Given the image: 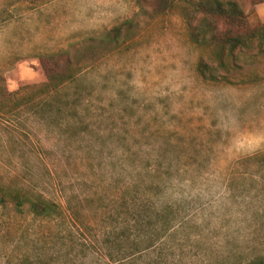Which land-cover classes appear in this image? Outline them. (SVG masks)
I'll return each instance as SVG.
<instances>
[{
  "label": "rangeland",
  "instance_id": "rangeland-1",
  "mask_svg": "<svg viewBox=\"0 0 264 264\" xmlns=\"http://www.w3.org/2000/svg\"><path fill=\"white\" fill-rule=\"evenodd\" d=\"M230 1L264 26V0ZM197 3L0 0V73L19 92L0 108V195L61 212L0 206V264L264 261V40L233 54L197 45ZM125 21L130 38L80 53L72 81L20 91L46 82L40 56ZM134 197L146 237L112 261L94 240Z\"/></svg>",
  "mask_w": 264,
  "mask_h": 264
},
{
  "label": "trees",
  "instance_id": "trees-1",
  "mask_svg": "<svg viewBox=\"0 0 264 264\" xmlns=\"http://www.w3.org/2000/svg\"><path fill=\"white\" fill-rule=\"evenodd\" d=\"M136 1L140 6L159 8L167 0ZM194 10V19L196 20L199 16L197 25L194 28L196 35L193 38L197 45L214 48L220 53L233 54L238 50L247 48L256 40H264V26L250 28L242 9L234 1L198 0ZM133 28L130 21H125L103 32L98 37L87 38L81 43L70 46L58 53L40 56L46 82L39 86L23 87L20 91H30L35 95V93L57 90L74 79V66L81 61V58H79L80 53L87 54L98 47L107 48L124 42L132 35ZM18 93L7 91L3 75L0 73V108L7 106L6 102L15 99ZM7 197L4 193L0 195L1 207H5L10 201L14 204L16 210H21L27 206L29 214L38 219L54 220L61 215L56 204L43 198L23 199L18 193L11 196L9 201ZM137 199L139 198L134 197L132 203L128 205V201L122 198V204L119 206L120 210L112 220L113 227L110 228L109 232L103 234L101 240H94L112 261L116 259L123 261L130 257L128 256L129 253L138 250L140 241H144L146 237L142 230L145 228L147 209L140 202H137ZM129 215L133 223L132 227L128 226L127 218ZM169 223H171L169 220L165 221L166 226ZM151 247H145V250L151 249ZM250 264H264V261Z\"/></svg>",
  "mask_w": 264,
  "mask_h": 264
}]
</instances>
